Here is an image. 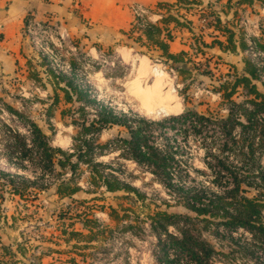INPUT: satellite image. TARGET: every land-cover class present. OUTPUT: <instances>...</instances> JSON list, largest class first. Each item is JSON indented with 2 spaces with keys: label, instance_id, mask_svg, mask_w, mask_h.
Masks as SVG:
<instances>
[{
  "label": "rangeland",
  "instance_id": "1",
  "mask_svg": "<svg viewBox=\"0 0 264 264\" xmlns=\"http://www.w3.org/2000/svg\"><path fill=\"white\" fill-rule=\"evenodd\" d=\"M156 11L147 9L146 15L154 20L155 16L161 15ZM234 22L240 23L247 34L257 35L259 26L264 27V0L258 1L253 8L236 10ZM200 25L197 18L195 26L200 28ZM137 36L138 33L132 34L109 45L89 38L82 41L80 37L70 35L58 52L48 54L46 61L38 58L28 44L31 65L28 68L25 65L24 71L15 76L3 79L0 85V261L3 263L37 264L41 260L42 264H72L67 260L74 258L79 264H166L167 255L162 252V245L158 244L151 229L149 214L154 209H166L165 203H169V211L192 217L195 224L193 234L213 246L210 264H264V245L256 243L248 231H236L240 226L228 229L222 222L231 217L245 220L243 214L240 217L238 214L241 207L229 210L231 217L198 216L186 208L184 200H178L179 193L172 194L168 186L125 155L123 150L109 151L99 158V162L111 166L122 181L130 183L147 199L137 201L135 197L123 198V192L111 194L100 189L96 194L81 196L90 199L97 195L99 200L73 206L54 194V179L40 170L34 149L24 162L12 149L15 133L29 137L30 129L24 124L31 120L47 135L51 147L71 148L76 128L69 124L68 117L59 115V110L68 104L62 101L55 106L53 86H44L41 79L51 81L49 66H54L57 71H68L65 65L73 58L78 63L76 79L89 84L98 101L119 115H127L134 124L140 123L142 127L143 123L151 125L144 130L150 137V143L174 154L175 162L171 168L173 184L189 192L215 193L220 180H214L215 171L232 168L240 172V166L248 161V156L239 153V147L246 146L245 140L252 139L244 138L242 141L243 137L235 135V140L231 135L226 148L223 141L228 137L227 129L221 134L219 129L208 128L207 125L198 128L186 124L185 130L180 122L170 123L176 115L191 113L207 119L208 123H222L228 112L215 87L227 73L226 62L210 54L196 53L197 46H194L192 37L186 38L184 43L187 51L185 61H166L159 50L136 41ZM253 53L246 56L259 65L264 63V56ZM154 71L162 72L164 76L159 78L153 75ZM136 84L149 89L163 84V92H168L169 98L161 99L159 105L150 108L154 112H148L141 95L127 90L128 85ZM235 99L242 102L245 97L238 94ZM7 105L19 111L21 117L10 112ZM255 135L257 143L261 134ZM129 137L123 126H114L101 134L100 141ZM254 147V159L250 162L255 166L247 167L248 171L264 167V150H259L257 145ZM8 174L13 175L15 186L9 183ZM23 177L32 183L25 186L21 182ZM81 184L87 188L85 183ZM14 190L21 191L23 196L15 194ZM259 190L262 191L259 183L253 181L250 185L240 184L236 191L238 195L252 199ZM61 205L69 211L68 216L76 211L83 215L89 210L90 217L100 224L102 232L93 238L95 246L85 250L87 257L84 262L83 256L77 254L78 251L82 253V249L73 248L75 241L66 242L60 232L59 217L63 209L57 210L56 207ZM120 205L127 209L126 221L119 223L115 219L112 222L107 208L113 206L122 215ZM81 221L75 225L78 230H83ZM83 231L87 233V230ZM168 232L179 236V229L175 227H169ZM166 252L175 259L172 250ZM184 261L180 264H186Z\"/></svg>",
  "mask_w": 264,
  "mask_h": 264
},
{
  "label": "trees",
  "instance_id": "2",
  "mask_svg": "<svg viewBox=\"0 0 264 264\" xmlns=\"http://www.w3.org/2000/svg\"><path fill=\"white\" fill-rule=\"evenodd\" d=\"M253 1L238 0L232 5H251ZM230 2L231 0H228V4ZM157 7L166 10L165 15L160 19L161 23L174 22L176 26H185L189 30H192V21L186 18L180 19V16H182L179 13L180 9L189 10L196 8L195 11L200 16L207 14L211 17L206 32L199 29V33L195 34L192 31L193 44L197 46L196 53L207 55L205 48L208 44L204 40L205 36H211L213 42L223 46V42L217 38L220 34L226 37L224 49L233 51L236 48V44H238L239 48L244 52L242 58L244 63L243 71L240 72L234 65L226 62L229 66L227 73L220 79L219 85L215 87V90L220 95L221 102L224 103L228 112L220 125L227 129L229 139H231V131L236 125L240 126L242 132H244V135L240 136L243 137L242 141L244 138L252 139L245 140L244 143L247 145L239 147V153L248 156L249 166H255L254 162L251 163L254 159L256 140V135L252 131L257 128H260L261 133L258 149L262 150L264 148V123L258 124L255 121L257 113H264V91L262 92L258 89V83L264 87V67L258 68L246 56L245 53L249 49V45L245 40L242 29H235L237 26V23L235 24L234 22L235 11L230 19L227 20L225 18L222 20L214 4L202 6L199 1L195 0H176L175 3H159ZM172 11L177 12L173 14ZM232 21L233 23H231ZM259 30L260 36H254L251 40L255 44L256 50L264 52V27L260 25ZM136 33H138V36L135 37L136 41H141L146 46L157 48L161 53L160 56L166 61L174 63L184 61L182 55L168 52L167 43L161 39L162 28L157 24L149 23L145 29L139 31L136 29L134 22H132L129 37ZM164 34L166 38H171L168 31ZM71 64L75 71L78 63L75 60H71ZM49 76L51 81L44 78L41 79V82H43L44 86L47 84L53 86L55 91L53 104L55 106L59 105V94H62V101L66 105L68 104V107L60 109L59 114L61 118L68 117L69 120L67 121L69 124L76 128V135L73 137L71 148L64 150L60 147H51L47 135L31 120L24 124L30 129L29 137L15 133V146L12 149L17 151L15 154L23 162L30 158L29 155L33 149L36 151L40 170L49 173L48 175L54 179V194L59 199H66L73 206L85 205L90 200H99L100 197L94 195L90 199H86L81 197V195L96 194L100 189H104L105 192L111 194L123 192L125 194L123 198L135 197L137 201L140 199L145 201L147 199L145 194L138 191L130 183L122 181L111 166L99 162V158L106 155L109 151H114L115 149L123 150L125 155L131 157L139 166L148 170L158 181L168 186L172 190L170 191L172 194L174 192L179 193L178 200H184L186 208L198 216L204 215L209 218H215L218 215H221V217H227L228 215L231 217L229 210L233 207H241L238 211L239 217L243 214L246 219L241 221L240 218L236 219L237 217L225 219V221H222L225 227L228 229H233L235 226L246 227L254 231V241L264 245V216L262 214L264 202L261 199H246V196L238 195L236 191L239 189L238 185L228 194L213 197L199 192H189L173 184L171 168L175 162L174 154L169 149L160 150L150 143V137L144 130L145 127L151 125L143 123L144 126L142 127L140 123L134 124V121L127 115H119L112 108L98 101L90 85L77 84L74 76L57 75L51 69H49ZM57 90L59 94L56 92ZM238 94H242L245 97L244 101L237 102L235 100L234 96ZM6 107L10 112L21 117L19 111L13 107L10 105ZM190 115L195 114H183L180 118L173 117L171 120L184 124ZM240 117H243L245 122H242ZM198 118L203 119V117ZM114 126H123L130 135L129 139H108L101 142V134ZM248 131L252 133H248ZM247 133L248 137H245ZM233 144H237V142L233 141ZM8 177L10 178L9 183L15 186L13 175L8 174ZM21 182L25 186L32 183L25 177L21 179ZM81 183H85L87 188H84ZM13 192L23 196L21 191L14 190ZM169 206V203H165L166 209H154L149 214L151 229L157 237L158 244L162 245V252L167 255L166 264H180L182 260H185L186 264H210L211 255L214 253L213 246L202 240L200 236L193 234L192 231H194L195 224L192 222V217L169 211ZM120 208H123L122 205H120ZM56 209H63L59 217V227L63 238L66 242L75 241L72 247L82 249V253L78 251L79 253L77 254L83 256L82 260L84 262L87 257L85 250L95 246L93 245V238L102 232L100 224H98L97 219L90 217L91 213L89 210L83 215L76 211L74 215L68 216L69 211L66 207L61 205L57 206ZM107 209H109L108 216L112 222L116 220L119 223L126 221V208L122 209V215L113 206H109ZM80 220H82V229L87 230V233L75 228V225ZM171 226L179 229V236L168 232ZM166 250H172L175 253V259H171ZM67 262L79 264L74 258L68 259ZM0 264L6 263L0 261ZM37 264H42L41 260L37 261Z\"/></svg>",
  "mask_w": 264,
  "mask_h": 264
},
{
  "label": "crops",
  "instance_id": "3",
  "mask_svg": "<svg viewBox=\"0 0 264 264\" xmlns=\"http://www.w3.org/2000/svg\"><path fill=\"white\" fill-rule=\"evenodd\" d=\"M175 1L53 0L48 3L43 0H0V85L4 78L15 76L24 71L25 65L27 68L31 65L30 51L27 48L28 43L24 32L25 20L30 15L37 20L58 22L69 31L70 35H76L82 41L89 38L110 45L129 37V30L133 22L131 10L133 4H138L146 9H156L160 12L161 15L159 17H161L165 15L166 10L158 8L157 5L159 3H175ZM195 1H199L202 6L214 4L221 19L226 18L228 20L233 16L234 10L253 8L260 0H254L251 5L242 4L241 6L232 5L238 0H231L229 4L228 0ZM195 9H180L179 12L182 15L180 19L186 18L192 21V30H189L185 26H176L174 22L163 24L160 22L159 17L155 16V20H158L156 24L162 28L161 39L167 43L168 52L182 55L184 61L187 55L186 44H184L186 38L193 37L192 31L195 34L199 33V28L195 26L198 18ZM176 12L172 11L173 14H176ZM237 26L235 29L240 28L244 32L239 23H237ZM166 31L170 33L171 38H166L164 34ZM258 31L257 37L260 36V30ZM217 38L223 42V46L213 42L211 36H205L204 40L208 44L205 48L207 55L216 56L215 58L234 65L237 70L242 72L244 67L242 61L244 52H242L238 44H236V48L233 51L224 49L226 37L220 34ZM258 89L262 92L264 91V87L260 83H258ZM56 92L59 94L58 90ZM59 100L62 102V94H59Z\"/></svg>",
  "mask_w": 264,
  "mask_h": 264
},
{
  "label": "built area",
  "instance_id": "4",
  "mask_svg": "<svg viewBox=\"0 0 264 264\" xmlns=\"http://www.w3.org/2000/svg\"><path fill=\"white\" fill-rule=\"evenodd\" d=\"M43 1L50 3L53 0H43ZM131 10H132V13L134 15L133 22L136 25V29H138L139 31H141L142 29H145L149 23L156 24V22L158 21V20H155V19L153 20L150 17H148L146 15L147 9L138 5V4H133L131 6ZM161 17H159V20L161 19ZM198 17H199L198 19L201 22L199 29L206 32L207 27H208V23L211 21V17H209L207 14H204L201 16L198 14ZM239 25H240V23H239ZM240 27H242V25H240ZM24 32H25V37H26L27 43L29 44L32 51H34V53L37 56H39L38 58H42L45 61L48 60V54H53V52H58L63 47V43L65 42L66 38L70 37L69 31L63 25L59 24L58 22H53V21L50 22V21H46V20L45 21L37 20V19H35V17H33L31 15L28 16L25 20ZM244 36H245V40L247 41V43L249 45V49L246 51L245 54H247L249 52H254L253 54L255 56L256 55L264 56V52H260V51L256 50V46L253 43V41L251 40L252 37H254V36L257 37V35L255 33L252 35H249V34H247V32L244 31ZM249 59L254 64H256V66L258 68L264 67V63L259 65L258 63L253 61L251 58H249ZM71 60H75V59H73V58L70 59L69 63H67L65 65L66 69L68 71H65V72L57 71V69L54 66H49L50 67L49 69H51L57 75L64 74V75L69 76V77L74 76L76 79V76H77L76 71L77 70H75V71L73 70ZM76 83L79 85L87 84L85 82H79L77 79H76ZM247 106H249V105L247 104ZM182 115L183 114L176 115V118H180ZM240 119L242 120L243 117H240ZM255 121L258 124H263L264 123V113H262V112L257 113V115L255 116ZM242 122H245V121L242 120ZM170 123L174 124V123H176V121L171 120ZM186 124L190 125L192 127L198 126V128L207 125L208 128L213 127V128L219 129L221 134H222V130L224 131V128L221 125H216L215 123H210V122L208 123L207 119H204V118L199 119L197 115L188 116V120L186 121V123L181 124V125L184 126ZM184 129L186 130L185 126H184ZM249 132H251V131H248V133ZM252 132L254 134L255 133L261 134L258 128ZM225 133L227 135V131ZM243 133L244 132H242L241 127L238 125H236L235 128L231 131V135L233 136L234 139L236 138L235 135L239 138ZM248 133L245 134V137L246 136L248 137ZM256 138L258 139L257 136H256ZM229 144H230V139H228V137H227L226 141L225 142L223 141V145H224V147L227 148L229 146ZM255 145L259 146V143L257 142V143H255ZM263 150H264V148L262 149V151ZM248 163H249L248 161L242 163V166H240L241 167L240 172H236L232 168H228V169H226V171H219V170L215 171L214 180L220 179L218 181L216 192L215 193H205V192L201 193L199 191L198 192L201 194L205 193L207 196H213V197L214 196H223L225 194H228L232 190H234L237 185L240 187V184H242V183H246V184L250 185L251 183H253V181H257L259 183V188L262 191H260V190L257 191L256 193H254L253 197L259 198V199H261V201H263L264 200V191H263L264 190V180H263L264 167L260 166V167H257L256 169L252 170V171L250 169L248 171V169H246L247 167L250 168ZM222 176H224L223 179H221ZM262 214L264 216V211L262 212ZM245 230L248 231L250 233V235L253 237L254 231H251L248 228L242 227V226L236 228V231H239V232H243Z\"/></svg>",
  "mask_w": 264,
  "mask_h": 264
},
{
  "label": "bare ground",
  "instance_id": "5",
  "mask_svg": "<svg viewBox=\"0 0 264 264\" xmlns=\"http://www.w3.org/2000/svg\"><path fill=\"white\" fill-rule=\"evenodd\" d=\"M155 73V74H154ZM153 75L162 78L164 74L161 72L154 71ZM160 80V79H159ZM163 84H160L157 88H144L139 85H128L127 90L130 93H139L141 95V98L143 99L144 106L147 108L148 112H154L150 108H154L155 106L159 105L161 102V99L163 98H169L167 96L168 92H163ZM162 87V88H161ZM151 90V91H150ZM172 95V94H171ZM158 109V108H156ZM155 109V110H156Z\"/></svg>",
  "mask_w": 264,
  "mask_h": 264
}]
</instances>
